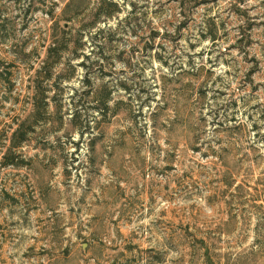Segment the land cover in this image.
<instances>
[{"label":"rangeland","instance_id":"374dc122","mask_svg":"<svg viewBox=\"0 0 264 264\" xmlns=\"http://www.w3.org/2000/svg\"><path fill=\"white\" fill-rule=\"evenodd\" d=\"M0 264H264V0H0Z\"/></svg>","mask_w":264,"mask_h":264},{"label":"trees","instance_id":"16d2710c","mask_svg":"<svg viewBox=\"0 0 264 264\" xmlns=\"http://www.w3.org/2000/svg\"><path fill=\"white\" fill-rule=\"evenodd\" d=\"M18 143H20V142H18ZM17 146V144H14V146L13 147H16Z\"/></svg>","mask_w":264,"mask_h":264}]
</instances>
